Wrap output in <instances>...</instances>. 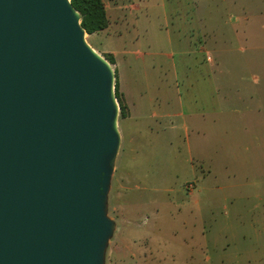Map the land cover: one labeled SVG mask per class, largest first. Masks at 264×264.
<instances>
[{
    "label": "rangeland",
    "instance_id": "rangeland-1",
    "mask_svg": "<svg viewBox=\"0 0 264 264\" xmlns=\"http://www.w3.org/2000/svg\"><path fill=\"white\" fill-rule=\"evenodd\" d=\"M113 2L135 6L120 31L139 61L132 118H118L107 215L120 229L105 264H264V0ZM188 6L211 33L178 39ZM209 106L203 145L188 110ZM116 245L130 248L119 262Z\"/></svg>",
    "mask_w": 264,
    "mask_h": 264
},
{
    "label": "water",
    "instance_id": "water-1",
    "mask_svg": "<svg viewBox=\"0 0 264 264\" xmlns=\"http://www.w3.org/2000/svg\"><path fill=\"white\" fill-rule=\"evenodd\" d=\"M70 0H0V264H105L111 64Z\"/></svg>",
    "mask_w": 264,
    "mask_h": 264
},
{
    "label": "crops",
    "instance_id": "crops-1",
    "mask_svg": "<svg viewBox=\"0 0 264 264\" xmlns=\"http://www.w3.org/2000/svg\"><path fill=\"white\" fill-rule=\"evenodd\" d=\"M112 1V2H111ZM110 2H106L103 0L106 15L108 18V27L100 31L98 33L89 35L92 43H88L98 54L101 56L110 55L113 58L114 61V69L117 73V81H118V91L119 94L123 100V104L126 107V117L123 119L129 120L132 118V113L134 111L135 103L133 99V92L134 89L129 87V82H133V71L131 69V66L133 64H136L137 60L139 61V54L132 48H129L125 44V40L122 36V33L120 31V25L123 21L127 20L130 16V14L125 13L131 12L135 9L134 5L125 6L124 3H120L119 5L116 4V2H113L111 0ZM191 2V0H182V2ZM189 7V6H188ZM192 11L191 18L179 16L176 18V27L178 39L179 37L186 35L190 32L197 31L198 34H209L210 29H206V26L209 24V17H202L203 19H199V11L197 6H190L189 7ZM198 12V13H197ZM133 16V14H132ZM211 18V17H210ZM212 34H214V31L212 30ZM190 39V38H189ZM204 99H207V96L204 95ZM189 114L194 116L195 118L192 119L194 124L192 127L194 128V132L196 136L202 135V137L198 140L201 143L207 144L209 139H211V133H210V120L207 119L209 117L212 109L211 107H200L193 112L192 110H188ZM184 111L181 110V112H177L175 115L177 118L181 120L182 123V129L185 131L186 134H188L189 128H188V119L186 115L183 113ZM187 114V113H186ZM121 127V125H120ZM120 136L122 139V133L119 129ZM189 136H187V146L190 145L189 142ZM122 214L124 216L125 210H121ZM120 208L118 206V214L120 216L121 214ZM121 214V218H122ZM120 219L114 220L116 224V230L114 232V237L119 233V225L117 224ZM120 224V222H119ZM122 248V249H121ZM119 248V246L116 245L115 249L113 250V253L115 254V260L116 262L120 261L121 256H124V254H127L130 252V248L127 246H123Z\"/></svg>",
    "mask_w": 264,
    "mask_h": 264
},
{
    "label": "trees",
    "instance_id": "trees-1",
    "mask_svg": "<svg viewBox=\"0 0 264 264\" xmlns=\"http://www.w3.org/2000/svg\"><path fill=\"white\" fill-rule=\"evenodd\" d=\"M73 8L80 15V25L86 32V35H92L105 30L108 27V18L106 15L103 0H70ZM112 66L114 61L112 56H103ZM115 74V96L119 105V117H126V107L118 91L117 73Z\"/></svg>",
    "mask_w": 264,
    "mask_h": 264
},
{
    "label": "built area",
    "instance_id": "built-area-1",
    "mask_svg": "<svg viewBox=\"0 0 264 264\" xmlns=\"http://www.w3.org/2000/svg\"><path fill=\"white\" fill-rule=\"evenodd\" d=\"M186 188H187V190H193L194 185L191 183H188Z\"/></svg>",
    "mask_w": 264,
    "mask_h": 264
},
{
    "label": "bare ground",
    "instance_id": "bare-ground-1",
    "mask_svg": "<svg viewBox=\"0 0 264 264\" xmlns=\"http://www.w3.org/2000/svg\"><path fill=\"white\" fill-rule=\"evenodd\" d=\"M90 46V45H89ZM91 47V46H90ZM92 48V47H91Z\"/></svg>",
    "mask_w": 264,
    "mask_h": 264
}]
</instances>
